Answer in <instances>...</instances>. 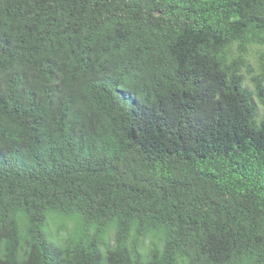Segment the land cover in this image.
Instances as JSON below:
<instances>
[{
  "label": "trees",
  "instance_id": "obj_1",
  "mask_svg": "<svg viewBox=\"0 0 264 264\" xmlns=\"http://www.w3.org/2000/svg\"><path fill=\"white\" fill-rule=\"evenodd\" d=\"M0 264H264V0H0Z\"/></svg>",
  "mask_w": 264,
  "mask_h": 264
},
{
  "label": "rangeland",
  "instance_id": "obj_2",
  "mask_svg": "<svg viewBox=\"0 0 264 264\" xmlns=\"http://www.w3.org/2000/svg\"><path fill=\"white\" fill-rule=\"evenodd\" d=\"M251 61H254V59L252 57H251ZM72 226H73V222L70 221L68 224V228L66 230H61V232H60L58 226L55 225V223H50V225L48 227V231L54 236L57 234L66 235V233L70 231V228Z\"/></svg>",
  "mask_w": 264,
  "mask_h": 264
},
{
  "label": "clouds",
  "instance_id": "obj_3",
  "mask_svg": "<svg viewBox=\"0 0 264 264\" xmlns=\"http://www.w3.org/2000/svg\"><path fill=\"white\" fill-rule=\"evenodd\" d=\"M60 232H61V231H60ZM51 235H52V234H51ZM59 235H62V234H57V235H55V236L57 237V236H59ZM53 236H54V235H52V237H53ZM53 242H55V241H53Z\"/></svg>",
  "mask_w": 264,
  "mask_h": 264
}]
</instances>
